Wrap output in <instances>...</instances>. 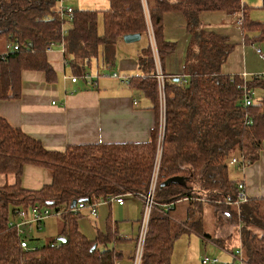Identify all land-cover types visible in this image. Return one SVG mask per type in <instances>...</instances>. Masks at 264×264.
Returning a JSON list of instances; mask_svg holds the SVG:
<instances>
[{
  "label": "trees",
  "instance_id": "obj_1",
  "mask_svg": "<svg viewBox=\"0 0 264 264\" xmlns=\"http://www.w3.org/2000/svg\"><path fill=\"white\" fill-rule=\"evenodd\" d=\"M59 5L60 0H0V100L20 96L24 70H41L48 80L54 79L47 52L51 43H65L64 57L78 77L76 82L96 87L104 68L116 67L117 45L123 37L147 35L150 23L164 64L177 46L165 36L164 19L170 13L183 17L188 34L183 74L165 73L164 122L161 125L158 117L147 141L48 149L0 116V175L15 179L0 184V264H119L123 251L117 246L132 238L122 237L110 224L94 240L88 239L79 230L83 209L78 205L89 208L115 196H145L156 165L155 207L141 264H171L175 241L188 232L214 239L205 231V207L236 228L240 244L232 253L240 250L245 264H264V196H250L244 183L247 199L235 204L241 179L230 175L234 155L249 160L247 166L261 155L264 96L250 105L244 98L253 88H264V72L251 79L223 73L222 65L236 44L228 34L208 27L204 17L217 12L230 15L234 26L243 33L255 31L258 41L264 40V21L250 20L249 6L242 0H109L103 10L75 9L72 20L60 16ZM67 21L70 26L63 34ZM9 45L18 49L8 50ZM137 63L139 74L125 75L126 83L141 91L159 116L152 44L138 50ZM27 164L45 167L51 182L38 189L24 187ZM184 197L189 198L187 215L178 221L173 210ZM169 203H173L170 211L162 212ZM33 207L62 218L59 237L46 245L39 246L28 236L20 217L21 210L29 213ZM42 221L35 224L40 227ZM235 261L231 256L224 263Z\"/></svg>",
  "mask_w": 264,
  "mask_h": 264
},
{
  "label": "crops",
  "instance_id": "obj_2",
  "mask_svg": "<svg viewBox=\"0 0 264 264\" xmlns=\"http://www.w3.org/2000/svg\"><path fill=\"white\" fill-rule=\"evenodd\" d=\"M242 1L248 5L245 0ZM222 14L220 12L209 14L221 17L220 24L223 25L224 23V26H221L223 28L221 30L217 27L211 28L231 36L227 25L235 26L227 14ZM209 15L204 17V22L208 27H210ZM65 26L67 25L65 24ZM164 26L165 36L168 40L174 41V39L169 38V33L172 37L185 36L187 47L188 34L185 29V20L182 16L173 13L166 14ZM148 28L149 33L147 35L150 37L154 49L156 69L171 77L182 75L183 70L176 72L171 68V64L168 68L165 62L162 64L150 23ZM128 44L132 45L133 43ZM57 45L60 44H56L51 51H47L48 58L56 72L54 79L48 80L45 73L41 70H24L22 72L20 96L13 99L0 100V116L4 117L11 125L22 128L28 134L39 139L46 148L55 150H64L71 144L147 141L158 117L159 122L163 125L164 109L160 107L161 110L158 116L152 102L141 91L130 86L129 83L121 80L116 81L110 74L104 76L103 73V77L101 76L98 79V86L96 87H92L84 80L73 82L71 80L73 74L68 62L65 60L64 49L61 45V48L57 49ZM141 47L143 46L133 47V51L130 49L128 53L116 57L115 68L121 72L119 75L125 76L128 74L132 76L139 74L137 56ZM222 72L225 74H240L238 72ZM242 174L241 181H244L247 193L250 196H264V145L259 160L248 165ZM0 177H3L6 182H9V180L14 182L15 180L13 175H0ZM51 179V174L45 167L27 164L22 174V185L29 189H38L50 183ZM135 197L144 203L143 196L136 195ZM127 198L129 197L126 195V201ZM103 202L107 201H101L98 204ZM116 204L123 206L125 203ZM109 205L112 206V204ZM188 206L189 198H182L177 202L173 210V216L178 218V221H183L186 218ZM208 209V207H205V216ZM83 210L94 218L98 216V209L96 216L90 213L89 208ZM141 219L136 221L140 222ZM116 222L112 223L109 221L108 225H113V228L117 229L122 237L132 238L131 242L122 243L117 248L123 251V258L128 256L129 259H132V254H134L135 250L133 241L136 244L139 233L137 237L122 235ZM107 228L105 230L97 229V234L98 232H105ZM80 231L90 240H94L97 237V234L95 237H91L82 230ZM188 233L197 235L204 242L210 241L216 250L222 253L221 256H224L226 261L231 260L232 247H238L240 244L239 234L238 232L234 234V228L229 234L222 229L216 231L214 239L211 240L204 239L196 232ZM215 239L221 241L220 243L222 244H218ZM104 247L106 246L104 245ZM130 247H133V253L125 255V249ZM219 263L222 264L221 261Z\"/></svg>",
  "mask_w": 264,
  "mask_h": 264
},
{
  "label": "rangeland",
  "instance_id": "obj_3",
  "mask_svg": "<svg viewBox=\"0 0 264 264\" xmlns=\"http://www.w3.org/2000/svg\"><path fill=\"white\" fill-rule=\"evenodd\" d=\"M248 3L250 11L249 17L252 21H264V10L261 8L262 0H245ZM62 4L73 9H82L86 10H103L108 8L109 0H63ZM226 15V14H222ZM221 15V16H222ZM230 19V15H228ZM209 26L217 27L219 30L223 29L220 24L221 17L214 15H209ZM101 20L99 22L100 32L102 31ZM67 27L70 26L69 22L66 23ZM230 33L232 42H234L235 48L228 56L226 62L222 65V71L228 72H238L243 75L246 79H251L254 75L262 74L264 72V40L258 41L254 40L255 31H248L243 33L240 26H230L227 25ZM149 33V28H148ZM246 36L248 39H246ZM169 38L174 39L176 42V50L165 60V65L167 68L171 64V68L176 72H181L183 66L184 51L186 48L185 36L183 37H172L169 33ZM155 40V39H154ZM151 45V39L148 35H145L141 40L134 42L132 45H129L126 42H120L117 45V56H121L124 53H128L133 47L147 46ZM56 48H61L60 45H57ZM142 48V47H141ZM259 50L260 52H258ZM133 51V49L131 50ZM156 59V58H155ZM96 65V61L92 63ZM104 71V72H103ZM102 73L104 76L106 74H111L113 72L121 74L115 67L112 69L104 68ZM113 71V72H112ZM103 77V76H102ZM114 78V77H112ZM116 81H120L119 78H114ZM264 96V88L255 87L251 90V98L253 101H258ZM160 107L164 109V101L159 95ZM161 131V127H160ZM239 157V155H234ZM230 175L234 179H242L243 174L238 170L236 164H230ZM11 179V178H9ZM5 179L0 177V184L5 183ZM10 182V180H9ZM140 196V195H137ZM109 202H103L98 204L96 207L98 209V216L96 218L92 217L87 213V211L82 210L83 215L80 217L78 225L80 230L86 233L88 236L95 237L97 234V229L105 230L109 221L112 223H117L118 228L121 231V234L126 236L137 237L141 225V221H136L141 219L144 213V203L137 197L132 196L127 198V201L123 206H119L116 203H112V206L109 205ZM156 210V209H155ZM152 214V212H151ZM178 214V213H177ZM63 221L61 216L52 215L43 219L38 225L33 224L30 228L29 225H24V228L27 230L28 236L35 238L36 244L39 246L46 245L50 242L52 238H58V232L61 231ZM205 230L206 232L213 234L218 230H225L228 234L231 233L233 224H228L227 220L222 217L215 216L213 211L209 208L205 216ZM148 234V231H147ZM234 234H237L236 228H234ZM147 238V236H146ZM146 240V239H145ZM146 242V241H145ZM136 245L133 241V247ZM133 247L125 249V255L128 253H133ZM237 246L232 247L233 250ZM133 255V254H132ZM222 253L213 246V244L208 241L204 242L195 234H183L178 240L175 241L171 264H203L202 260L205 257L209 258H218L222 263L227 262L226 258L221 256ZM119 264H133V258L129 259L128 256H125ZM207 264H220L209 262Z\"/></svg>",
  "mask_w": 264,
  "mask_h": 264
},
{
  "label": "built area",
  "instance_id": "obj_4",
  "mask_svg": "<svg viewBox=\"0 0 264 264\" xmlns=\"http://www.w3.org/2000/svg\"><path fill=\"white\" fill-rule=\"evenodd\" d=\"M63 0H60V5H59V10H60V16L62 18L65 19H70L72 20L73 18V13H74V9L71 7H67L64 6L62 4ZM63 34L67 33V28L64 25L63 26V30H62ZM55 43H51L48 48L47 51H51L53 49V47L55 46ZM60 45L63 47H65V43L61 42ZM9 49H18V45H9L8 46V50ZM258 52H260L259 50H257ZM156 77L158 78V83H159V89H160V95L161 98L165 99V94H164V84H165V73L163 71H160L158 69H156ZM113 77L115 78H119L121 81L123 82H127L128 77L127 76H122L119 75V73L114 72ZM78 79V77L76 76H71V80L73 82H76V80ZM247 92V91H246ZM165 102V101H164ZM244 102L246 105H250L253 100L251 98V95H246L244 98ZM134 103H136V101H134ZM231 163L232 164H236L238 170H240L241 172H243L245 170V168L247 167V164L249 163V160H247L245 157H232L231 159ZM157 171H158V165H156V171L153 174V178H152V182L151 185L149 187L148 193L143 196L144 199V203H145V209H144V214H143V218L141 219V225H140V231H139V235L137 237L136 240V245H135V250H134V254H133V264H141L142 263V258H143V253H144V247H145V239L147 236V231H148V226H149V221H150V217H151V212L153 210V208L155 207V203H154V191H155V186H156V181H157ZM239 195L237 197V200L235 201V204H239L240 202L246 201V194L244 191V182L240 181L239 182ZM142 196V195H141ZM108 202H112V203H118V204H123L126 202L125 196H115L112 197L110 199V201ZM173 203H169L166 205V207L164 206V209L161 210L162 212H166V211H170V209L172 208ZM86 206L84 203H80L78 205L79 210L84 209ZM97 205L93 204L89 207L90 212L93 216L97 215V209H96ZM49 211L47 209H44L43 211H40L38 207H33L32 210L28 213L24 210L20 211V217H22V222L29 225L30 227L36 223V221H40L43 220L44 218H46V216H49ZM231 256H233L236 261L234 264H245L244 258L242 256V253L240 250L237 251V254L234 253H230ZM202 262L204 264H207L209 262H214V263H218L220 262V260L218 258H209V257H205ZM222 264H226V263H222Z\"/></svg>",
  "mask_w": 264,
  "mask_h": 264
},
{
  "label": "water",
  "instance_id": "obj_5",
  "mask_svg": "<svg viewBox=\"0 0 264 264\" xmlns=\"http://www.w3.org/2000/svg\"><path fill=\"white\" fill-rule=\"evenodd\" d=\"M142 35L140 33H135V34H127L123 37L124 42L126 43H134L136 41L141 40ZM77 203L74 202V205H76ZM60 239H64L63 237H60ZM97 245H94L93 249L96 248Z\"/></svg>",
  "mask_w": 264,
  "mask_h": 264
}]
</instances>
